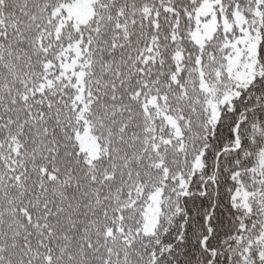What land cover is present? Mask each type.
Segmentation results:
<instances>
[{
	"label": "snow or ice",
	"instance_id": "6c2138e0",
	"mask_svg": "<svg viewBox=\"0 0 264 264\" xmlns=\"http://www.w3.org/2000/svg\"><path fill=\"white\" fill-rule=\"evenodd\" d=\"M0 264H264V0H0Z\"/></svg>",
	"mask_w": 264,
	"mask_h": 264
}]
</instances>
